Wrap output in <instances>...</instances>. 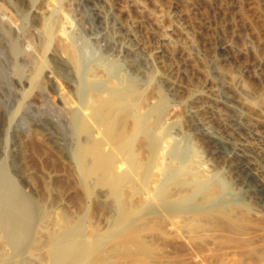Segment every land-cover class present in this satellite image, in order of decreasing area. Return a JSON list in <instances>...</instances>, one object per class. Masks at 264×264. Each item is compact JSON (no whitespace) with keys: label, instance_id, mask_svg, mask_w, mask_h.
Listing matches in <instances>:
<instances>
[{"label":"rangeland","instance_id":"obj_1","mask_svg":"<svg viewBox=\"0 0 264 264\" xmlns=\"http://www.w3.org/2000/svg\"><path fill=\"white\" fill-rule=\"evenodd\" d=\"M32 1L35 24L26 0L4 1L17 22L26 17L23 33L31 35L17 37L16 56L0 11V163L24 193L49 205V226L43 221L38 234L79 225L82 264H129L141 256L146 264H264V0ZM52 16L87 70L81 79L74 73V93L67 84H21L15 74L21 69L30 78L47 57V46L32 41ZM30 43L39 53L34 63L26 56ZM58 66L59 74L66 69ZM128 87L136 126L123 115L106 134L107 124L89 118L87 126L80 111L78 124L66 117L70 105L90 113ZM131 132V152L116 149ZM160 139L166 142L158 157ZM98 141L104 166L91 189L95 174L82 176V156L93 164ZM240 142L259 170L261 203L240 196L231 178L238 161L231 151Z\"/></svg>","mask_w":264,"mask_h":264},{"label":"bare ground","instance_id":"obj_2","mask_svg":"<svg viewBox=\"0 0 264 264\" xmlns=\"http://www.w3.org/2000/svg\"><path fill=\"white\" fill-rule=\"evenodd\" d=\"M4 1L0 0V11H1V13L3 12L4 15H2V17L4 19H6V21H7L6 30L12 36L11 37V44H10V48L12 51L11 53H13V55L16 56L20 53L19 52V44H18L19 38H17V37L21 36L23 38L22 35L25 34L23 32H25V31L28 32L27 29L25 30V26H24L26 24L25 23L26 17L21 18V22H17L16 21V15L14 13H12L10 10H7L6 6L4 5L5 4ZM25 7L28 9V12H27L28 17L31 16L34 19L33 23L35 24V22L37 21L36 20L37 16L39 14L38 7H36L34 5L32 0H26ZM98 12H99V10H98ZM54 16H52V18L48 17L47 21H45L46 22L45 24H42L35 29L36 30L35 31L36 36H37V40H35L36 42L31 40L33 43H36V45L38 43L39 44L43 43V45L47 46V48H46L47 52H48L47 57L46 58L44 57V59L41 62H39V64L37 63V66H39V67L37 70H35L36 71L35 74L33 76H31L30 78H28L24 74L23 70L18 69L19 67L16 68L18 70L15 72V74L18 77V80L21 84H37V86H38V84H54V86H55L54 90L55 89L61 90L63 88L61 86V84H67L70 87V91L72 93H74L75 84H77V79L75 78V74L76 75L78 74L81 77V75L84 76V74L87 70H85L86 67L84 68L82 66V64H81L82 60H79V57H78V55L74 49L72 40L70 38H68L66 35L64 36V33H63L64 30L63 29L60 30V27H59L60 25L57 24V18H55ZM31 25L33 26V24H31ZM25 35H27V34H25ZM28 35L31 36L30 34H28ZM28 35H27V37H28ZM33 35H34V33H32V37H33ZM30 39L28 40L29 42H30ZM20 40H21V38H20ZM31 46H32V44H31ZM35 46L34 45L32 46L33 48H31L32 49L31 52L29 49L27 50V48H25L27 50L26 53L29 51L28 55L26 54V56H28V59H29L28 62H30V63H34L33 56H36L39 54L37 52V54L34 55L35 54ZM26 56L24 55V57H26ZM24 57L22 58L23 60H24ZM38 58H40V57H38ZM26 59L27 58H25V61H27ZM36 61H38V60H36ZM61 63H62V65H63V63H65L66 69L60 70L61 73L59 74L58 70L60 69L59 66H61V65L58 66V64H61ZM79 76H78V78H79ZM79 79H81V78H79ZM116 84H118V83H116ZM127 84H129V86H130L131 83H127ZM131 89H133V88L128 87L124 91L109 93V96L107 98L102 99L100 102H97L98 104L96 103L97 104L96 108L93 111H91L90 113L86 112V110L83 106L77 105L78 106L77 107L76 105L73 106V105H70L71 103H69L70 106H68V108H66V110H65L66 117L69 119V121H71V124H73V125L78 124L79 119L76 116V114H77L76 112L80 111L84 116V118H83L84 121H82V122L86 123L87 126L91 125V123H89V118L93 122L92 125L94 123L95 124H107L106 130H105L106 134L109 131H111L116 124L118 126V124L121 123L123 115L130 117L132 120V125L136 126L137 123L138 124L140 123V118H138L136 116L135 111H134L135 110L134 109L135 101H134ZM67 90L69 91V89H67ZM72 93H70L69 95H71ZM73 95L74 94H72V96ZM60 99H61V97H60ZM64 99L67 100L66 98H64ZM64 99H63V101L67 104V102ZM52 101L55 104V100L53 99ZM68 102H70L69 99H68ZM66 104H64V105H66ZM60 106L62 107V104ZM60 106H57V107L61 108ZM102 107H104V109ZM62 112H64V108H62ZM127 125H129V124H127ZM132 125H130V126H132ZM92 129H94V128H92ZM95 130L93 131L92 136L95 135V133H94V132H96ZM101 133H102V131L101 132L98 131V135H101ZM106 134H105V138H106ZM113 135H114V133H113ZM133 136H134L133 132L128 133V135L126 133V137L124 138V140L119 142L115 148L118 149L119 151L126 149L129 152H131L132 143H133ZM165 142H166V140L160 139L155 150H154L156 153L158 152V155H159L158 157H160V155H162V153H163L162 151H164L163 146H165V144H164ZM242 144L243 143H241V142L237 143L238 146L235 145L233 148V151H231V155H233L234 158L236 157L238 160L237 163H235L233 165L234 168H233L231 178L236 183H238L239 186L243 189L242 191L244 194H241L240 196L243 195L248 200H254L257 202L260 201L259 203H261V190H263V189H261V178L259 177L260 173H259L258 168L255 166V163L245 157L244 152L239 147V145H242ZM100 146H101V141H98L97 143L94 144L93 155H94L95 162L93 164H91V160L89 159V157H87V155L82 156V163L85 167V172H84V174L82 172H80V174L82 173L83 177L88 176V175L93 174V173L95 174L94 179L93 178L89 179V185L90 186H88V187H90L91 189H92V186H93L95 180L96 179L99 180L101 178L102 171H103L104 163L102 161L101 151H103L105 148L100 150ZM67 155H66V157L68 158V162L70 163L71 160L69 159V157ZM190 156H191L190 152L189 153L187 152V154L184 155V158H183L184 161L188 160L190 158ZM121 162L122 161H120L119 164H122ZM125 163L126 162H124L123 164H125ZM79 164L81 165V163H79ZM115 164H117V163H115ZM119 164H118V167H119ZM4 166L5 165L0 163V264H82V263H84V257H85V254L87 253V249H86V246L84 245L83 237H82L81 233L79 232V228H80L79 225H70V226H65L64 228L54 229V230L51 229L50 231L48 230L49 232H46L43 235H41V234L39 235L38 231L45 227V226H43V221L48 216V214L50 212V210L48 208L49 205L47 207L44 204L45 200L43 202L42 200H40V198L39 199L36 198V196L32 197V196L28 195L26 192L24 193V191L22 189L23 186L16 182V179H14L7 172V170ZM124 167H126V166H124ZM119 169H120V167H119ZM155 171H157V170H155ZM79 176H76V177L78 179H81L82 177H79ZM251 178L255 179L254 182L251 181L252 180ZM83 181L85 183V180H83ZM209 185H211V184H209ZM97 191H98V195H100L101 191H99V189ZM102 194L104 195V193H102ZM211 195H209V196H211ZM53 202H55V201H53ZM105 203H106V201H105ZM106 205H108V204H106ZM102 206H104L103 203H102ZM197 208H199V207H197ZM63 217H66V216L63 215ZM46 219H47V221L50 220V219L48 220V218H46ZM44 222L46 223V221H44ZM55 222H59V221L55 220ZM55 222H54V224H56ZM45 225L49 226V225H47V223ZM81 226H83V222H82ZM134 234L135 233L129 234L126 237L127 239H129L128 241L134 240V237H135ZM140 238H141V236H140ZM119 240L124 241L125 237L121 238ZM253 244L254 243H252V245ZM236 245H239V243ZM128 246L124 247V248L128 249ZM130 247H132V246H130ZM238 247H241V246H238ZM41 248H43V250L45 248V251L39 252L40 251L39 249H41ZM120 248H122V247L120 246ZM221 249H223V248H221ZM255 250L256 249H254V251ZM236 251H237V249H236ZM246 251H247V249H246ZM116 252H118V251H116ZM125 252L127 253L126 250H125ZM132 254L136 255V252H134ZM143 254H145V258H146L148 253L146 254L143 252ZM224 254H225V252H224ZM126 255H129V252ZM255 255H256V253H255ZM112 257H114V256H112ZM142 257H143V259H142ZM119 258H120V256H119ZM231 258H233V257H231ZM132 259H133V257H132ZM150 259H151V255H150ZM109 260H110V258H109ZM129 260H131V259H129ZM156 260H157V258H156ZM185 260H187V259H185ZM100 261H98L99 264H103V262L105 260L102 259V261H101L102 263H100ZM150 261H153V260L151 259ZM202 261H204V260H202ZM140 262H142V264L143 263L146 264L144 256H141V258L137 257L133 260V262L131 260V262L129 261L128 263L129 264H141ZM154 263H155V260H154ZM106 264H107V262H106ZM247 264H248V262H247Z\"/></svg>","mask_w":264,"mask_h":264}]
</instances>
